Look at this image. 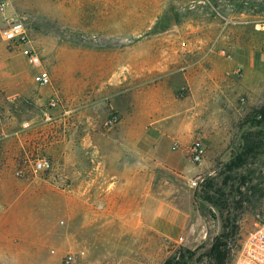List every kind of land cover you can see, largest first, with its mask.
Returning <instances> with one entry per match:
<instances>
[{
    "label": "rangeland",
    "instance_id": "rangeland-1",
    "mask_svg": "<svg viewBox=\"0 0 264 264\" xmlns=\"http://www.w3.org/2000/svg\"><path fill=\"white\" fill-rule=\"evenodd\" d=\"M13 19L27 26L51 85L33 87L43 102L38 109L24 111L27 101L17 97L10 111L0 84V264H65L70 254L78 264H214L211 249L224 233L229 239L220 243L229 245L232 264L247 233L264 221V149L234 165L245 138L264 135L255 116L264 105V0H9L0 58L15 51L1 37ZM236 39L249 54L232 57ZM202 45L215 51L206 63L217 79L207 112L198 110ZM185 73L196 79L187 82ZM18 113L40 122L21 124L20 138L5 139ZM132 138H140L139 156L128 153ZM197 139L206 146L200 164L182 150ZM174 142L195 170L188 178L159 158ZM41 158L53 168L35 174ZM133 167L141 203L155 184L192 190V237L172 240L153 230L124 191V178L109 184ZM216 191L224 209L204 200V192Z\"/></svg>",
    "mask_w": 264,
    "mask_h": 264
},
{
    "label": "crops",
    "instance_id": "crops-1",
    "mask_svg": "<svg viewBox=\"0 0 264 264\" xmlns=\"http://www.w3.org/2000/svg\"><path fill=\"white\" fill-rule=\"evenodd\" d=\"M210 47L211 46L202 45L199 48L200 50L196 51L198 56L197 61L199 63L198 69L200 70L197 78V84L202 98L198 110L202 112H207L213 108L214 104H210L207 100H209L210 95L212 94V87L217 83V79L215 80L213 78V74H208V65L206 64L208 63V60L213 57L212 53H215L213 49H209ZM230 47L233 53L232 57L235 56V58L236 56L237 58H240V54L242 52L247 54V51L249 50L246 42H241L237 39L232 41ZM188 58L190 57L188 56ZM243 62L246 64L244 60ZM188 65L191 66V64ZM36 73L37 70L31 68L26 57L18 51L8 52L0 58V84L3 85V91L9 102L8 106L10 107V111H12V109L17 111V97H21L23 100L27 101L26 105L21 106L24 111H28L30 108L38 109V104L41 105L43 103L41 101L42 99H40L35 92H32L33 87L36 85L34 82V76ZM184 77L189 83L196 79V77L193 78L189 73H185ZM167 80L168 79H165V81ZM169 92L170 91H167L166 93ZM29 99H33L37 104L32 105L28 102ZM18 116L21 117L19 113ZM11 118L13 119L14 115ZM15 119L16 121H14V124H16V127L14 126L7 129L4 135L5 139L16 137L20 138V134L22 132L20 127L21 124L25 127V129H27L31 127V125H37L40 122L38 118H35V120H32L31 122H25L26 120L23 117H18L20 121L17 118ZM132 144L133 146L128 153H130L132 157L139 156L140 138H132ZM117 153L120 152L118 151ZM159 155L160 160H163V162L169 167V170L173 171L175 174H179L182 178L190 177V174L195 171L191 166V163H189L182 153H178L174 150L173 152L166 151L163 154L160 152ZM75 157L76 153L74 144L72 151L69 152V159H75ZM178 157H184L183 159L187 161L188 167L186 166V168H183L180 163L181 161L178 160ZM6 159L10 163L13 162L14 153L8 155ZM103 174L104 172L102 171V175ZM120 176L124 178V191H126V194L129 196L131 192L133 193V201H138L137 206L139 207V213L143 212L145 217H148L149 227H152L153 230H158L166 238L172 240H177L184 234L187 238H190L197 232L196 224L198 223V217L193 208L195 195L192 190H189L182 185L179 188H174L165 184L161 186H157L155 184L154 186L152 185L149 187L148 193L145 194V198H143L141 203L139 202L140 197L138 195L141 186L140 171L133 167L131 169H126L125 173L121 175L116 172V179L110 183V174L109 171H107V180L111 185L118 186L120 184Z\"/></svg>",
    "mask_w": 264,
    "mask_h": 264
},
{
    "label": "built area",
    "instance_id": "built-area-1",
    "mask_svg": "<svg viewBox=\"0 0 264 264\" xmlns=\"http://www.w3.org/2000/svg\"><path fill=\"white\" fill-rule=\"evenodd\" d=\"M9 0H0V18L5 14ZM7 27L1 32L2 39L9 44L13 50L20 52L26 57L31 68L37 70L34 82L39 87L51 85L49 72L43 66V60L39 52L31 46L29 31L24 22L19 19L6 20ZM225 54V52H222ZM179 148V142H174L173 149ZM189 155L193 163L200 164L206 157V146L201 139H197L182 149ZM53 168V163L48 158H41L35 161L32 170L35 174L45 173ZM18 175H24L19 171ZM65 264H78L75 255H67ZM232 264H264V221L256 224L250 230L241 247L240 252L234 258Z\"/></svg>",
    "mask_w": 264,
    "mask_h": 264
},
{
    "label": "trees",
    "instance_id": "trees-1",
    "mask_svg": "<svg viewBox=\"0 0 264 264\" xmlns=\"http://www.w3.org/2000/svg\"><path fill=\"white\" fill-rule=\"evenodd\" d=\"M257 118H259L260 124L264 123V105L256 112L255 115ZM259 137L257 135H250L249 138H245V144L241 152V156L237 159V161L234 163V165L238 166L241 163L240 158L243 157H249L251 154L264 149V135L263 132L258 133ZM204 200H206L211 205L215 206L219 209L223 208V203L221 202V195L216 191L211 196H207V192H204ZM224 217V216H223ZM225 223L229 224L231 229H233V233H238L239 226L237 225L236 220H231V218H224ZM222 239L228 240L229 236H226L225 233L221 236ZM221 238L216 241V243L213 245L211 249L212 253V262L214 264H227L228 256L230 253V248L228 244H222L220 243ZM186 251L183 248H180V252ZM214 255V258H213ZM183 257V256H181ZM164 264H183L181 260L176 261L175 258H170L167 260Z\"/></svg>",
    "mask_w": 264,
    "mask_h": 264
},
{
    "label": "water",
    "instance_id": "water-1",
    "mask_svg": "<svg viewBox=\"0 0 264 264\" xmlns=\"http://www.w3.org/2000/svg\"><path fill=\"white\" fill-rule=\"evenodd\" d=\"M167 17L169 18L170 23H171L172 25H175V24H176V22H175V17H174V14H173L172 11H169V12H168Z\"/></svg>",
    "mask_w": 264,
    "mask_h": 264
}]
</instances>
